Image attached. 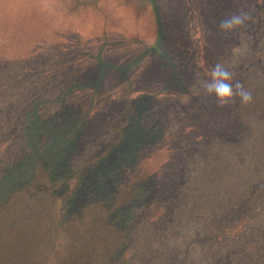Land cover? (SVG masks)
<instances>
[{
  "label": "rangeland",
  "instance_id": "374dc122",
  "mask_svg": "<svg viewBox=\"0 0 264 264\" xmlns=\"http://www.w3.org/2000/svg\"><path fill=\"white\" fill-rule=\"evenodd\" d=\"M33 1L46 10L39 6L32 11L39 15L38 22L42 19L41 30L40 34L34 31L30 36L33 40H24V43L25 47L32 45L40 49L37 54L41 57L32 59V70L35 68L32 72H42V76L50 80L39 94L34 81L38 74L31 75L30 84L25 83V76L17 77L21 63L16 58L5 63L6 66L1 67L5 72L0 71V85L5 88H0V93L12 95L20 107L26 106L35 93V96L46 95L51 99L61 93L71 79L84 83L91 80L98 75L103 63L106 65L104 80L98 89L78 88L73 90L74 98L100 108L107 105L108 98L118 99L111 105L119 108L121 102L117 95L122 89L127 90L130 80L137 87L144 86L155 71L148 69L149 63V66L156 61L162 65L170 63L158 52L146 50L155 48L153 42L159 31L154 9L161 21V53L170 54L171 64L176 60L177 69L197 78L198 83L192 86L191 93H202L197 91L198 84L208 77L217 62L229 67L234 79L252 93L251 103L237 102L233 108L244 130L243 144L239 148L225 145L214 148L213 145L208 152L207 145L195 146L194 142L181 145L179 139L172 141L168 148L177 145L179 150L177 156L168 161L177 180L172 200L155 193L160 181L156 177L151 176L150 182H145L147 199L130 207V225L126 229L130 236L124 250L120 251L123 263L245 264L246 259L247 264H264V241L259 243V238L264 239V3L255 0ZM51 2L54 4L49 12L47 6ZM251 8L262 12L259 26L250 20L231 34L219 30L220 21L229 14ZM27 27L35 26L28 23ZM51 31L53 37L49 39ZM197 35L204 37L203 41L197 43ZM245 37L257 39L243 42ZM202 47L209 52L205 51L207 66L204 68L208 69L205 72L200 69L203 65L194 68V61L201 64ZM50 48H57L56 52ZM5 79H10V83L4 82ZM25 84L29 86L24 89ZM172 91H167L158 110H174L165 116L162 125L171 134L179 130L180 135L185 124L182 117L189 111L190 101L183 99L182 114H179L172 99L178 88ZM46 103L42 107L48 111L55 106ZM204 114L198 112L195 123L200 124ZM96 127L101 128V124L97 123ZM149 164L156 168L166 165L158 159ZM230 223H238L239 231L228 230ZM248 241H254L252 247L258 245L259 250L254 251ZM135 245H140L141 249L136 250ZM134 254L146 261L140 263L133 259Z\"/></svg>",
  "mask_w": 264,
  "mask_h": 264
},
{
  "label": "trees",
  "instance_id": "16d2710c",
  "mask_svg": "<svg viewBox=\"0 0 264 264\" xmlns=\"http://www.w3.org/2000/svg\"><path fill=\"white\" fill-rule=\"evenodd\" d=\"M25 1L0 0V71L5 72V63L16 58L21 63L17 77L25 76L24 82L30 84L31 75L38 74L34 81L40 94L50 79L43 77L42 72H32L35 70L32 59L41 57L37 54L40 49L32 45L25 47L24 43L33 40L30 36L34 31L41 30L42 19L38 22L39 15L32 14L40 3ZM255 1L264 3V0ZM53 4L47 6L49 12ZM248 10L253 17L250 22L259 26L261 10ZM153 11L159 31L153 42L155 48L146 50L158 52L170 63L162 65L156 61L150 66L149 63L148 69L155 71L144 86L137 87L130 80L127 90L122 89L117 95L119 108L111 105L118 99L108 98L107 105L100 108L74 98L73 90L78 88L98 89L104 80L103 63L91 80L84 83L71 79L51 99L35 93L26 106L20 107L12 95L0 93V264H124L120 251L130 236L126 232L130 207L147 199L145 182L149 183L151 176L156 177L160 181L155 193L172 200L177 180L168 161L179 151L177 145L168 148L172 141L179 139L181 145L193 142L195 146L207 145L208 152L213 145L236 149L243 144L244 130L236 118L235 103L219 107L213 98L191 93L197 78L177 69L176 60L171 64L170 54L161 53V21L156 9ZM28 23L35 27L28 28ZM49 34L51 39L52 31ZM197 36V43L203 41L204 37ZM253 39L257 38L245 37L243 42ZM56 49L49 50L56 52ZM205 51L209 54L202 47L201 64L194 61V68L203 65L200 69L204 72L208 71L204 68ZM4 82L10 83V79ZM168 90L176 92L172 99L179 114L183 99L190 101L189 111L182 117L185 124L180 135L179 130L171 134L162 125L165 116L174 111L158 110ZM46 102L55 105L52 110L42 107ZM198 112L205 113L200 124L195 123ZM97 123L101 128L95 129ZM157 159L166 165L156 168L149 164ZM238 225L230 223L228 230L234 228L238 232ZM263 241L259 238L260 244ZM248 242L250 247L255 244ZM258 247L252 249L258 251ZM135 249H141L140 245H135ZM133 259L146 261L135 254ZM243 263L247 264L246 259Z\"/></svg>",
  "mask_w": 264,
  "mask_h": 264
},
{
  "label": "clouds",
  "instance_id": "9594fccd",
  "mask_svg": "<svg viewBox=\"0 0 264 264\" xmlns=\"http://www.w3.org/2000/svg\"><path fill=\"white\" fill-rule=\"evenodd\" d=\"M252 19L250 10L238 9L222 19L218 28L224 34H231L240 30ZM197 91H202L203 95L213 98L219 107L237 102L248 105L253 99L252 93L234 79L233 71L222 62L213 65L208 77L198 84Z\"/></svg>",
  "mask_w": 264,
  "mask_h": 264
}]
</instances>
